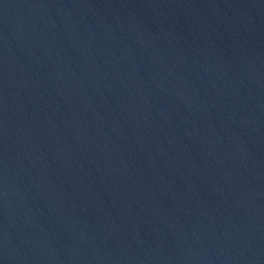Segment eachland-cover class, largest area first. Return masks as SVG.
Segmentation results:
<instances>
[{
  "label": "water",
  "instance_id": "water-1",
  "mask_svg": "<svg viewBox=\"0 0 264 264\" xmlns=\"http://www.w3.org/2000/svg\"><path fill=\"white\" fill-rule=\"evenodd\" d=\"M0 264H264V0H0Z\"/></svg>",
  "mask_w": 264,
  "mask_h": 264
}]
</instances>
